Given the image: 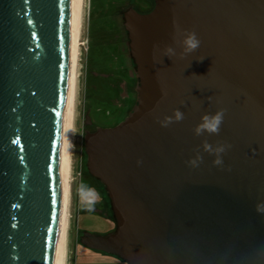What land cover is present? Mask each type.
I'll list each match as a JSON object with an SVG mask.
<instances>
[{
	"label": "water",
	"instance_id": "water-1",
	"mask_svg": "<svg viewBox=\"0 0 264 264\" xmlns=\"http://www.w3.org/2000/svg\"><path fill=\"white\" fill-rule=\"evenodd\" d=\"M150 1L124 20L136 104L83 137L114 229L78 242L124 264H264V0ZM74 10L0 0V264H57ZM174 25L197 34L196 51L181 58ZM177 109L184 119L161 127ZM220 109L219 134L194 136ZM205 141L230 146L221 165Z\"/></svg>",
	"mask_w": 264,
	"mask_h": 264
},
{
	"label": "rangeland",
	"instance_id": "rangeland-1",
	"mask_svg": "<svg viewBox=\"0 0 264 264\" xmlns=\"http://www.w3.org/2000/svg\"><path fill=\"white\" fill-rule=\"evenodd\" d=\"M120 2L121 0H83L81 45L77 61L74 99L64 264H123L113 256L81 249L77 241L80 230L106 234L111 228L101 216L93 213L87 214L91 206H100L103 200L106 204L107 197L102 186L94 181L86 171L81 134L82 119L87 109L91 110L89 118L91 117L92 123L96 125H109L114 122L117 115L115 108L110 104L107 105L106 98H115V95L105 90V80H89L88 77L90 76L89 71L101 75L114 74L116 65L113 60H109V55L116 53L117 50L114 48V43L116 36L119 35L121 23L118 21L119 24L117 22L115 24L113 19L117 18L118 9L116 7ZM82 186L85 189L83 191ZM87 188L94 189L99 194L98 199L92 203H89L93 198L88 194Z\"/></svg>",
	"mask_w": 264,
	"mask_h": 264
},
{
	"label": "flooded vegetation",
	"instance_id": "flooded-vegetation-1",
	"mask_svg": "<svg viewBox=\"0 0 264 264\" xmlns=\"http://www.w3.org/2000/svg\"><path fill=\"white\" fill-rule=\"evenodd\" d=\"M116 9H118L119 14L117 13L116 15L117 18L116 20L113 19V21L114 23L117 22L118 24L120 22L121 27L119 28L120 29L119 35L118 37L116 36L117 39L115 40L114 43L115 45L114 48L115 50L117 49L116 53L109 55V60H113L114 65H116V67H114V74L101 75V74H95L93 73V71H89L90 76L88 77V79L105 80L106 82V85L104 87L105 90L109 92H113L115 95V98H106L107 105L110 104L111 106H113L115 108V112H117V115L116 118H114V122H112L109 125H96L92 123L93 121L92 118L91 117L89 118V114L91 110L87 109L85 116L82 119V127H83L81 134L82 143H83V137L87 132H93L98 128H110L119 124L127 117L129 112L136 104V90H135L137 85L136 67L132 59L129 57V51L127 47L128 35L124 28V20L126 18V15H128L131 12L136 13V15L150 12L153 9V4L150 0H121L120 4L116 7ZM119 115L122 116L120 117ZM82 149H83V145H82ZM101 204L100 206H95V207L91 206L87 214L93 213L101 216L104 220L107 221V223L111 227L109 231H112L114 229V223L112 216L110 214L109 203L106 200V204H105V200H103ZM82 232L84 231L83 230L79 231L78 237ZM78 246L81 249H86L82 247L79 244V242H78ZM121 263L123 262L121 261Z\"/></svg>",
	"mask_w": 264,
	"mask_h": 264
},
{
	"label": "clouds",
	"instance_id": "clouds-1",
	"mask_svg": "<svg viewBox=\"0 0 264 264\" xmlns=\"http://www.w3.org/2000/svg\"><path fill=\"white\" fill-rule=\"evenodd\" d=\"M176 31V37L174 38L175 43L181 49L179 55L181 58L188 54L196 51L200 46V40L197 37V34L194 31H181L178 25H174ZM182 37V39L180 38ZM164 56L171 58L177 55L176 48L167 46L163 52ZM205 57L198 59V61H202ZM225 111L220 109L212 114H204L200 118V122L192 129L194 136L200 137L204 134L208 135H218L220 132L221 125L224 121ZM184 119V114L180 110H175L171 116H166L162 121H159L161 127H168L172 123L181 122ZM230 147L226 144H219L217 146H213L208 142H203L201 144V148L204 152L216 156V159L213 161L214 165H221L222 159L221 154L224 153L227 148ZM201 160L199 155L196 156L194 160H190L188 163L192 166H195L197 161ZM85 190L84 186H82V191ZM88 194L93 198L89 203L94 202L95 199H98L99 194L95 192L94 189L87 188ZM256 210L258 212H264V206L257 205Z\"/></svg>",
	"mask_w": 264,
	"mask_h": 264
},
{
	"label": "bare ground",
	"instance_id": "bare-ground-1",
	"mask_svg": "<svg viewBox=\"0 0 264 264\" xmlns=\"http://www.w3.org/2000/svg\"><path fill=\"white\" fill-rule=\"evenodd\" d=\"M83 0H75L74 10V33H73V54L71 64V75L69 85L68 106L60 169V185H61V204L59 212V224L57 231V264H64V251L67 235V198L69 191L70 178V155L72 147V133H73V114H74V99L77 80V61L80 44V28H81V14H82Z\"/></svg>",
	"mask_w": 264,
	"mask_h": 264
}]
</instances>
